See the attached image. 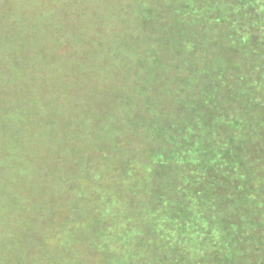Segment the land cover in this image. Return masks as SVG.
I'll return each mask as SVG.
<instances>
[{
  "label": "rangeland",
  "instance_id": "374dc122",
  "mask_svg": "<svg viewBox=\"0 0 264 264\" xmlns=\"http://www.w3.org/2000/svg\"><path fill=\"white\" fill-rule=\"evenodd\" d=\"M204 1L0 0V264H94L101 257L98 220L106 217L99 203L114 189L126 193L118 211L128 212V205L139 209L146 201L168 210L180 193L166 189L188 188L180 183L186 164L175 165L181 157L171 155L170 133L160 128L176 120L178 135L191 123H180L184 115L174 99L193 100L212 71L200 68L208 70L221 56L197 50L212 39L210 26H225L213 25L216 16H193L194 3ZM253 13L262 16L249 26L264 24V8ZM252 63L261 69L264 57ZM259 78L254 70L243 74L242 97L226 95L220 105L226 131L218 142H201L204 148L224 144L229 174L214 213L207 206L197 212L221 227L227 247L241 248L239 264H264ZM236 83L228 81L231 91H238ZM164 116L167 122L158 120ZM175 143L195 149L197 135H178ZM99 194L106 195L100 202ZM196 206L190 201L174 221L158 219L161 228H151L158 242L146 249V260L160 255L159 242L180 250L203 243L199 220L189 217Z\"/></svg>",
  "mask_w": 264,
  "mask_h": 264
},
{
  "label": "trees",
  "instance_id": "16d2710c",
  "mask_svg": "<svg viewBox=\"0 0 264 264\" xmlns=\"http://www.w3.org/2000/svg\"><path fill=\"white\" fill-rule=\"evenodd\" d=\"M194 4H196L192 12L195 13L193 14L194 17L205 19L209 15L216 16L213 25L220 22L225 25V28L223 26L219 28L213 27V30L210 26L207 32L213 31L209 33L212 39H204V41H208L209 43L203 45L201 41V46H197V50L200 52L202 50L205 55L220 50L221 56L216 58L218 60L213 61V66L210 65L208 70L200 68L205 73L212 71L204 79V84L199 87L195 97L192 96L193 100L188 99L186 101L187 98L183 94H180L178 99H174V101L179 102H176V105L180 109L178 116L184 115V120L180 119V123L184 121L191 122L187 124V127L178 128L181 130L178 135L184 136V133L186 136L197 135L198 147L184 151L176 147L175 137L178 135L177 130H174L176 123L173 124V121H177L173 119L177 117V114L166 111L168 113L167 117L173 120L169 122H167V117L165 116L158 118V120L166 118L167 124L160 129L166 133H170L168 145L171 150L174 149V151H171V155L174 154L181 157L175 165L178 166L179 163L187 165L181 171L185 172L184 174L188 176L184 177L180 183L188 185V188L166 189L170 193H176L177 190L180 193L177 202L173 203L172 207L168 210L165 207H161L162 204L144 200L146 203L139 209L133 207V205H128V212L118 211L119 198L122 195L126 196V193L116 194V190L114 189L115 194L111 196L110 200L99 203V213L106 217L98 220L101 231L100 236L102 238V242L98 247L101 257L94 264L240 263L238 250L241 248H238L237 244L231 248L227 247L224 243L225 237H223L221 227L216 226L212 222L208 223V221H204L202 216H207L206 213L197 212V210L207 206L211 210L210 214L214 213L215 199H218L224 192L225 187H227L226 178L227 173L229 174L221 151L222 149L225 150L224 144L218 143V146L211 144L208 148H204L205 144L201 142L203 140L218 142L219 136L226 131L227 126L224 122V115L227 113L222 114L224 110H219L220 105L226 99V95L231 97L238 95L242 97L244 90L242 82L239 79L244 73L254 70L259 74L260 78L256 86L259 90L257 95L260 97L263 95L264 65L261 69H258L252 62H256L258 58L264 57V24L261 23L262 21H258V23L254 21L255 26L251 24L250 27L249 22H253L251 19L262 16V14H254L253 12L264 8V0H205L200 6L198 3ZM221 8H225V10H220ZM219 16H222V18ZM211 60H213V56H211ZM216 69L220 71L217 72ZM230 80L237 82L235 85L236 89H238L237 92L231 91L229 88L228 81ZM162 105L167 107L170 103H163ZM211 114L214 117L212 121H210ZM155 142L159 143L160 146L162 145L158 140ZM150 150L155 152V148ZM156 150L158 151L159 149L156 148ZM216 156L219 158H216ZM167 157L170 156L167 155L165 158ZM165 161L166 163L169 162L168 160ZM150 162L151 159L145 163L146 166ZM232 178L235 177L232 176ZM169 181L172 184V180ZM103 197H106V195L103 194L102 196V194H99L98 201L100 202ZM190 201L197 206L189 217L199 220L198 228L204 231L205 236L198 237V239L203 241V243H197L195 246L189 244L186 250H180L172 242L167 243L163 247L159 242L158 249L160 255L154 256L151 253L152 258L146 260V249L148 247H155L153 243L158 242V236L152 231L161 228L157 223L158 219L163 218V221H167L173 219L174 216L188 212L190 210L188 208ZM217 207L225 210V205L220 203ZM260 209H264V206ZM105 210H108L111 217L116 218L115 221L107 217L104 213ZM198 220H195V222ZM223 220L226 222L227 217H224ZM146 229L151 230L148 235L144 232ZM187 239L181 238V241L184 242ZM128 246L131 247V253L127 249ZM111 252H114L113 256L110 254ZM115 254L117 255L115 256ZM114 256L115 258L112 260Z\"/></svg>",
  "mask_w": 264,
  "mask_h": 264
}]
</instances>
